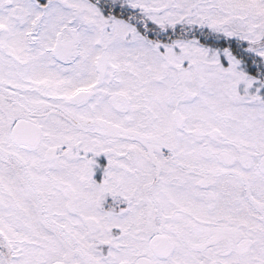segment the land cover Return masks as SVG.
Masks as SVG:
<instances>
[{
	"label": "snow or ice",
	"instance_id": "snow-or-ice-1",
	"mask_svg": "<svg viewBox=\"0 0 264 264\" xmlns=\"http://www.w3.org/2000/svg\"><path fill=\"white\" fill-rule=\"evenodd\" d=\"M0 264H264V0H0Z\"/></svg>",
	"mask_w": 264,
	"mask_h": 264
}]
</instances>
